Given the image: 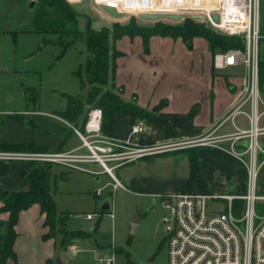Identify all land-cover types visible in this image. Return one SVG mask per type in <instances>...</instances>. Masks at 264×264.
I'll list each match as a JSON object with an SVG mask.
<instances>
[{
  "label": "rangeland",
  "instance_id": "rangeland-1",
  "mask_svg": "<svg viewBox=\"0 0 264 264\" xmlns=\"http://www.w3.org/2000/svg\"><path fill=\"white\" fill-rule=\"evenodd\" d=\"M78 1L76 6H73L69 1L67 2L78 11V28L82 32L87 23L94 30L106 27L111 31L113 25L126 24L131 20L140 26H152L157 21L175 25L180 24L185 17H191L189 14L177 21L166 18L154 21L143 20L138 16H125L121 19H115L102 8L96 6L93 0ZM198 1L213 10L220 3V0ZM32 12L31 0H0V113L24 110L25 89L34 88L38 111H42L44 114L55 112L60 115L59 113L67 103L66 96L84 97L88 90L84 69L80 67L87 56L84 36H77L73 44L60 55V47L52 42L55 38L54 35L33 31ZM194 20L203 23L219 35H226L223 30L212 26L207 19ZM259 33L260 39L263 38L264 0H260L259 3ZM71 38L68 37L67 39ZM135 38L141 40L142 50L145 54L150 53L149 49H151V57H177L174 63H171L172 69L168 71L169 74L166 75V86L168 87H179L182 83L187 85L188 67L191 66L192 68L193 66L191 73L195 72L196 68L199 69L194 60L197 53L208 56L209 60L210 55L213 57L215 53L221 52L218 49L210 50L208 42L202 37L193 38L191 47H187L179 37L152 36L145 50L140 36L129 37L125 35L114 43L117 50L116 43L122 40L118 45L120 49L118 51L121 55L115 59L114 89L121 87L123 91L124 87L127 90L137 87L136 84L134 85L135 82H133L129 72V62L134 59L132 58L131 47L137 44L134 41ZM160 38H167L171 41L163 47L159 42ZM184 56L186 59L182 61ZM258 56L264 59L262 43L259 44ZM79 70L80 75H77L76 72ZM147 70L149 68L144 71L147 72ZM229 72L240 77L246 83L247 69L245 65L215 71L221 76ZM117 78L124 86L117 84ZM80 79L85 82L83 86L80 84ZM191 80L190 86L198 88L211 86L210 76L204 77L203 80L192 77ZM141 87L144 86L141 85ZM133 97L136 96L133 95L130 100ZM88 108L90 107L86 105L85 109ZM139 122L141 123V121L137 123ZM11 124L5 122L2 127L3 133L7 137L14 136L18 129L17 125ZM35 124L34 133L41 141H45L47 151H68L72 154L86 153V150L82 149L81 141L73 133L68 134V129L63 123L45 116H39L38 120L36 118ZM76 127L82 131L81 126L77 125ZM22 135H26V133L22 131ZM64 138H67L65 139L67 146L64 145L60 148ZM176 138L181 137L166 138L165 140ZM183 152L179 150L159 155L157 158L160 160L155 161L154 165L150 163L156 157L140 159L134 163V167L128 172L132 175L151 173L152 176L159 178H184L188 174V165L186 155ZM207 163L208 166L204 168L202 177L208 186V191L202 190L195 184L186 191L181 188L176 192L237 193L243 189L242 185L246 174L240 175L237 171V166H241L242 163L235 161L236 171L231 175H225L219 165L216 164L217 161L212 160ZM51 170L53 174L51 192L56 201V210L58 213L69 214L66 224L56 223L54 230L66 228L90 232L94 223L99 220L97 230L92 233V238L72 241L64 250L58 246L60 234L56 235L58 251L61 254L72 256L71 264H100L99 261L106 255L113 256V264H167V240L161 223L163 210L158 196L151 197L148 194L133 193L121 188L113 189L110 176L94 162L81 163L73 167L53 165ZM113 172L120 177L118 171L114 170ZM228 176L233 178L235 184L228 183ZM257 185L258 193L264 194V192H259L258 179ZM236 187L238 191L232 192V189ZM97 190L101 192L100 195H95ZM106 199L110 201V209L100 214L99 207ZM221 203L222 201L207 202V212L216 210L217 207L221 206ZM86 212H91L94 215L92 220L85 221L75 217L77 213ZM45 228L47 231L48 227ZM96 245L102 251L97 250ZM73 248L78 249V253L75 255L71 254Z\"/></svg>",
  "mask_w": 264,
  "mask_h": 264
},
{
  "label": "built area",
  "instance_id": "built-area-1",
  "mask_svg": "<svg viewBox=\"0 0 264 264\" xmlns=\"http://www.w3.org/2000/svg\"><path fill=\"white\" fill-rule=\"evenodd\" d=\"M100 8H113L125 16L139 14L203 15V20L228 35L241 36L244 49H229L213 55V67L223 70L245 65L247 81L245 93L250 100L247 130L218 135L208 129L189 138L146 142L145 125L130 127L126 139H117L102 133V110L90 107L82 131L69 125L82 143L86 153L66 151H0V161L51 163L73 167L94 162L112 177V187L121 184L112 171L122 164L139 158L171 153L193 147L216 149L239 160L246 172L243 189L237 193L170 192L159 194L163 210L161 223L167 240V264H264V194L258 193L257 179L264 166V148L259 138L264 127L258 125L259 99V3L260 0H220L216 9L202 5L198 0H93ZM217 13L218 20L212 15ZM111 163V165H108ZM96 191V195H100ZM222 201L216 210L207 212V202ZM75 217L90 221L92 213H77ZM78 253L77 248L71 254ZM100 264H113V256H104Z\"/></svg>",
  "mask_w": 264,
  "mask_h": 264
},
{
  "label": "crops",
  "instance_id": "crops-1",
  "mask_svg": "<svg viewBox=\"0 0 264 264\" xmlns=\"http://www.w3.org/2000/svg\"><path fill=\"white\" fill-rule=\"evenodd\" d=\"M67 1L73 6L79 3L78 0ZM134 41L137 44L133 47L130 46L132 58L134 59L129 62V72L133 82H135L134 85L136 84L137 87L131 90H127L124 87L121 93L122 99L128 101L135 95L137 104L145 109H151L159 102L165 101V105L161 109L160 114L169 122L172 130L177 136L181 138L197 136L210 128L216 129L215 134L218 135L234 134L239 130H247L249 126L248 116L250 112V100L245 93L246 83H244L243 79L231 72L226 73L224 76L215 73L217 69L213 67V57L210 55L208 60V56L197 53L194 60L196 62V67H199V69L197 70L196 68L195 72L191 73L193 66L192 68L191 66L188 67L189 79L186 80V82H188L187 85L182 83L179 87H168L166 86V75L167 73L169 74L168 71L172 69L171 63H174L177 57H151V49H149L150 53L145 54L142 50L141 40L135 38ZM170 41L171 40L167 38H160L159 40L163 47ZM121 42L116 43L118 47L117 50L119 51L118 45ZM129 42L131 43L132 41ZM185 59L186 56L182 58V61ZM146 68H149L150 71L147 70V72H145L144 70ZM228 68L229 67L225 68V70ZM208 76H210L211 84L209 88L190 86L192 77L203 80L204 77ZM116 82L117 84H122L119 78H117ZM141 85L144 87H141ZM37 107L36 102L34 104H27L25 101L24 110L22 111L0 113V146L2 144L30 143L47 151L45 141H41L34 133L36 127L35 120L36 118L38 120L39 116H45L52 120L59 121L66 126L68 134L73 133L68 124L73 126L76 125L64 119L58 115V113L52 112L44 114L42 111H38ZM256 107L259 113L258 125L264 127V85L261 89L259 88V99ZM193 108H196L195 115L187 121L186 116ZM5 122L12 123L11 125H17L16 127L18 129L14 136L11 135V137H7L3 133L2 127L5 125ZM144 125V139L146 142H160L166 139L165 129L161 125L156 123ZM131 126L132 124L128 116H116L113 121V137L121 140L126 139L129 135ZM22 131H24L26 135H22ZM73 135L76 137L74 133ZM65 139L67 138H64V141L59 146L60 148L67 144ZM259 141L262 148H264V136H261ZM0 151L30 150H11L0 147ZM197 155L201 174L202 172L204 173V168L208 166L206 165L208 164L207 162L212 160L218 162L216 164L219 165L221 171L224 172L225 175H231L236 171L235 160L218 150L208 147H199L197 149ZM157 157H159V155L143 158H155L151 160L150 163L154 165L155 161L160 160ZM143 158L116 167L114 170L119 172L120 177L114 174V170L112 171V176L121 184L118 188L127 189L133 193L148 194L151 197H157L159 194L163 193L176 192L183 188L187 181L188 174L186 177L180 179L179 177H154L151 173H140L135 175L129 173L128 171H131L134 167V163ZM32 165V163L25 161H0V188L8 192L27 190L30 182L26 174L31 170ZM1 166L6 169L4 173L1 172ZM110 179L112 180L111 176ZM1 204L0 200V206ZM7 218V213H0V221H5ZM43 220L44 214L40 211L38 204H33L28 209L19 213L15 225L17 236L13 243V251L15 252L16 259H8L5 264H61V252L58 251L57 242L55 240L56 237L48 239L43 237L46 232V228L43 227ZM96 249L102 251L97 245ZM71 257L72 256H68L69 264H71Z\"/></svg>",
  "mask_w": 264,
  "mask_h": 264
},
{
  "label": "trees",
  "instance_id": "trees-1",
  "mask_svg": "<svg viewBox=\"0 0 264 264\" xmlns=\"http://www.w3.org/2000/svg\"><path fill=\"white\" fill-rule=\"evenodd\" d=\"M33 9V31L42 34H52L55 36L52 42L60 47L62 55L74 42V39L84 36L85 51L87 56L80 67H83L85 81L88 84V90L84 97L66 96L67 103L65 108L59 113L61 117L82 127L86 120L85 106L99 107L102 110V133L106 136L113 137V121L116 116H128L131 124L138 121L146 125L156 123L161 125L166 132V138L178 137L172 130L169 122L158 114L165 105V101L159 102L151 109L140 107L136 103V98L124 100L121 97L122 88H115V59L121 53L115 49L114 43L123 36L134 37L140 36L143 41L145 50L148 47V41L152 36H169L181 38L187 47H191L192 40L195 37H202L208 42L212 51L220 50L225 52L229 49H244V40L237 35H219L207 28L203 23L196 22L191 17H185L180 24H164L157 21L152 26H140L134 20L126 24H115L111 31L103 27L99 30L90 28L89 24L85 25L82 32L78 28L79 13L66 0H31ZM72 37L71 39H67ZM48 42V41H46ZM264 47V36L259 39V44ZM80 75V70L76 72ZM85 82L80 79L81 86ZM258 83L261 89L264 85V59L258 57ZM25 101L27 104L36 102V91L34 88L25 89ZM196 112L193 108L188 112L186 120L189 121ZM4 149L11 150H30L43 151L42 148L34 144H2ZM199 147H193L182 150L188 160L187 181L182 189L186 191L193 185H198L202 190L208 191V186L204 181L199 158L196 153ZM195 149V150H194ZM167 154V153H166ZM234 159V158H233ZM241 164L239 160L234 159ZM51 163H33L31 170L26 174L29 179V188L25 191L8 192L0 188V213H7L8 218L0 221V264H5L8 259L15 260L16 255L13 251V243L17 236L15 225L18 215L21 211L28 209L33 204H38L40 211L44 214L43 227H48L44 233L45 239L56 237L60 234L58 246L64 250L70 242L78 239L92 238V233L97 230V220L91 231H77L74 229L60 228L54 230L55 224H66L69 217L68 213L56 210L55 200L51 192V183L53 180ZM239 165V164H237ZM1 166V172H5ZM240 175L246 174L244 166H237ZM228 183H234L231 176L227 177ZM259 192H264V166L261 168L258 176ZM238 189L233 188L232 192ZM106 211L99 210L102 214Z\"/></svg>",
  "mask_w": 264,
  "mask_h": 264
},
{
  "label": "water",
  "instance_id": "water-1",
  "mask_svg": "<svg viewBox=\"0 0 264 264\" xmlns=\"http://www.w3.org/2000/svg\"><path fill=\"white\" fill-rule=\"evenodd\" d=\"M32 5V4H31ZM103 10L109 14L111 17L115 18V19H121L124 16L121 14H118L115 12V10L113 8H103ZM139 18L143 19V20H160L163 18L169 19V20H173V21H177V20H181L183 19V15L181 14H139L138 15ZM191 18L193 19H200L203 20V15L201 14H194L191 15ZM212 18L217 21L218 20V15L217 13H214L212 15ZM110 209V201L109 199H106L99 207V210L101 211H107ZM60 261L61 264H69V258L67 256V254H61L60 255Z\"/></svg>",
  "mask_w": 264,
  "mask_h": 264
}]
</instances>
